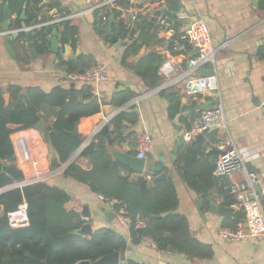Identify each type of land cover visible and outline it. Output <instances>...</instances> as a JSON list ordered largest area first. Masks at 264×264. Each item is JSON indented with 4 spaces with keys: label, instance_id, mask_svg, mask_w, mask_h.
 I'll return each instance as SVG.
<instances>
[{
    "label": "crops",
    "instance_id": "obj_1",
    "mask_svg": "<svg viewBox=\"0 0 264 264\" xmlns=\"http://www.w3.org/2000/svg\"><path fill=\"white\" fill-rule=\"evenodd\" d=\"M58 1L64 9L70 10V13H81L80 9L85 4L80 2L78 4L73 0ZM131 1L135 8L124 13L123 16L129 25L135 22L136 15L153 0H144L143 6H140L142 0ZM172 1L174 0H170L168 5ZM101 2L102 0H91V3L87 2V5L91 8ZM180 2L182 9L175 20L178 22L177 26L180 32L184 33L193 21L203 18L212 35L213 46L219 48L225 45L217 56L215 67L212 64H207L198 70L191 71L190 61L198 55L196 49L188 46L183 52L174 50L177 54L168 51L166 44L175 35L170 33L173 30L170 27L174 25V21L168 15L157 25L159 15H152L150 17L156 19L158 35L160 39H164V43L144 48L141 51L143 55L140 60L151 52H156L163 57L164 63L171 62L175 71L170 77L159 74L161 83L156 89L161 90L147 89L135 71L140 60L136 65L132 63L133 59L140 56L141 52L123 64L122 56L125 45L128 43L127 36L122 46L110 45L106 43L105 37L96 32L94 18L93 22L90 23L84 15L71 21L72 25L79 30L77 50H73L71 46H66L62 50L59 44V54L51 53L50 47L48 54H38L36 59L31 58V63L27 66L18 62L13 42L10 41L9 46H6V36H0V90L6 95L10 86H18L22 89L21 94L26 95L29 88H39L49 93L56 87L67 89L71 86L76 89L90 87L93 94L101 101V112L96 116L84 118L80 122L79 133L82 134V145L66 162L72 160V164L78 165L84 171H91L93 168L90 159L82 156L85 149L84 144L92 135L94 137L87 147H90L92 143L106 144V137L100 134V131L106 126H109L111 137L116 140L113 121L122 114L137 115L138 122L132 125L129 123V119H121L122 139L116 140V149L122 151L120 144H127L131 154L135 157L138 134L141 131H147L153 138V150L146 158L148 162H156L158 152L166 153L168 171L173 173V178L168 180L175 184L179 198L177 213L188 219L190 231L194 237L212 246L213 257L204 260H190L185 255L176 252L159 251L155 245L150 244L148 239H144L138 245L129 246L124 253L126 261H134L138 264H264V236L248 237L245 240L234 242L224 240L219 234L223 225L234 219L240 210L231 207L237 212L233 217L226 219L223 225H220L221 216L210 212L209 196L208 202L210 203L206 208L204 199L187 186L182 170L177 167V160L181 149L188 144L185 143L178 150L175 164L171 161L169 154L171 150L175 149L174 142L176 139L191 129L193 122L201 116L204 110L213 108L216 105L213 104L215 101H221L228 122L229 134L242 153L253 157L247 166L259 175L257 190L264 189V60L259 56V49L264 46V12L260 11L259 7L256 8L250 0H180ZM139 6L142 8H137ZM5 7L9 8L8 3L4 5L2 16L0 15V32H3L1 25L4 21ZM9 12L10 31L20 30L21 28H13L18 15ZM47 15L52 16L53 19L60 17L59 14L55 15L53 12L44 9L39 15V20ZM130 16L133 18L132 23H129ZM26 21L25 17L24 22L26 23ZM20 22L23 23L21 20ZM163 22L165 23L163 24ZM26 24L29 28L35 26L36 22H32L33 26ZM26 46L28 47V44ZM67 49L69 53L66 52ZM77 52H79L77 58L82 55L91 56L97 63L106 64L108 66V80L96 87L92 84L72 82L66 68L61 65V60H69V55H76ZM201 70H210L212 74H217L220 86L219 95L187 96L188 79L204 77ZM125 90L136 93L137 97L122 107L112 105L113 95ZM174 96L181 99L178 113L181 117L177 125L181 132H178L174 126L176 118L171 116L172 98ZM184 99L187 106L196 102V111L182 114ZM105 104L112 107L113 113L110 116H105ZM200 106H204L206 109L200 110ZM120 109L124 110L118 113ZM42 114L44 115V113ZM14 129L20 128L14 126ZM223 137L224 133H219L217 138L207 139L202 148L204 153H210L213 146ZM11 141L16 160L13 164L8 165H15L21 170V183H27L20 188L44 182L51 187L63 190L71 198L66 207L80 213L86 224L91 225L93 233L101 228H113L125 237H130V225L121 220L123 212L118 213L114 208L117 204L116 201L104 202L99 199V195L102 194L93 192L88 185L65 177L66 169L72 164L64 170L52 167L53 160L56 158L61 160L50 140H45L44 134L36 128V125L34 128L16 131L11 135ZM128 169L130 170V168ZM123 175H130L135 178V174L131 170L124 172ZM145 175H152V173L142 174L139 177ZM210 195L213 197L216 206L224 207L215 190ZM84 212L89 213L90 217L83 218L82 213ZM0 213H2L1 208ZM106 213H112L115 216L111 220Z\"/></svg>",
    "mask_w": 264,
    "mask_h": 264
},
{
    "label": "trees",
    "instance_id": "obj_2",
    "mask_svg": "<svg viewBox=\"0 0 264 264\" xmlns=\"http://www.w3.org/2000/svg\"><path fill=\"white\" fill-rule=\"evenodd\" d=\"M8 3L12 13L18 15L14 29L21 28L19 17L26 11V23L44 25L53 20L47 15L39 20L40 13L47 9L56 11L60 16L70 14L58 0H0V15ZM26 6V8H25ZM114 8H102L93 12L94 28L98 34L105 37L106 43L115 45L127 30L128 43L125 45L122 63L139 55L146 47L164 43L160 39L156 19L136 15V20L129 25L124 13L135 8L131 0H120ZM142 8V7H137ZM259 10L264 12V0L260 1ZM111 13L115 22L109 34L105 33L103 17L109 21ZM170 28L175 35L169 42L168 49L175 52L178 45L184 44L183 33L177 26V21ZM33 26V25H32ZM58 32L59 44L62 50L71 46L77 50L79 30L72 22L58 25L43 26L36 30L40 32L36 41V51L39 55L48 54L51 47L50 39L54 31ZM170 30V29H168ZM18 62L24 66L31 63V57L26 46L25 34L12 40ZM259 56L264 60V46L259 49ZM164 59L156 52L144 56L135 68L136 75L144 82L147 89L154 90L160 86L159 70ZM97 64L91 56L82 55L76 60H61V65L68 74L82 73ZM10 103L6 105L5 93L0 90V190L10 186L12 180L2 172L3 166L13 164L16 160L11 135L18 130L34 128L39 123V113H44L46 128L50 134V142L57 151L62 163H66L82 145V139L71 133L84 118L96 116L101 112V101L93 94L90 87L76 89L56 87L46 93L39 88H29L26 92L27 104L18 99L22 89L18 86L8 88ZM137 97V94L125 90L115 93L111 103L122 107ZM181 99L172 98L171 116L176 118L179 113ZM176 116V117H175ZM122 118L129 119L135 125L137 115L118 116L113 121L116 140L122 139ZM18 126L20 129H14ZM81 134V133H80ZM82 135V134H81ZM219 152L213 149L205 154L195 143L188 144L178 154L177 167L184 174L187 186L204 199L208 208V196L216 191L222 200V206L233 207L235 199L230 195L226 185H219L213 173ZM82 156L89 158L92 163L91 171H84L76 164L69 166L64 175L88 185L97 194H102L110 202L116 201L115 210L123 212L130 220V237L118 233L113 228H101L94 233L81 236L78 231L86 224L80 213L66 206L70 196L56 187L44 182L17 188L0 195V264H77L82 261L96 262L114 253L124 254L130 245H138L144 239L151 240L159 251H170L185 255L190 260L211 259L214 251L211 245L205 244L194 237L190 231L188 219L179 213L178 193L173 181L158 180L150 186L147 176L133 178L124 176L130 170L109 155L94 148L87 147ZM153 179L156 175H151ZM27 204L29 226L14 229L8 222V215L18 210L23 203ZM264 206V197H262ZM143 219L146 227L136 229L137 219ZM245 220L240 210L234 219L223 225V228L237 229ZM125 264H138L127 261Z\"/></svg>",
    "mask_w": 264,
    "mask_h": 264
},
{
    "label": "built area",
    "instance_id": "obj_3",
    "mask_svg": "<svg viewBox=\"0 0 264 264\" xmlns=\"http://www.w3.org/2000/svg\"><path fill=\"white\" fill-rule=\"evenodd\" d=\"M120 0H102V2L87 11L81 13H70L64 16L53 19L44 25H35L27 30L36 31L43 26L58 25L63 22H71L77 17L84 16L87 13L102 8L121 10L117 6ZM91 3V0H87ZM170 0H153L149 5L144 7L139 13H144L148 9H157L167 6ZM138 13V14H139ZM104 25L107 23V18L103 17ZM165 22H163L164 24ZM22 30L0 32V36H9L14 33H20ZM172 35L175 34L171 30ZM184 44L178 45L175 50L183 52L191 46L199 51L198 55L190 61L191 71L198 70L207 64L216 65V60L219 52L225 47L222 45L219 48L213 46L212 35L207 23L203 18L196 19L184 31L182 35ZM167 50L169 43L166 44ZM174 65L171 62H165L159 70V74L164 77H170L174 73ZM70 80L76 83L92 84L95 87L101 85L108 80V66L104 63H97L82 73L69 74ZM198 90H195V87ZM219 79L216 73L209 77L190 78L187 81L186 94L188 97H195L200 94L219 95ZM218 130L219 133H224V137L213 146L219 152L215 163L214 177L219 185H226L230 195L235 199L233 207L242 210L245 215L244 222L237 229L222 228L219 231L220 236L226 241H242L248 237L264 236V206L262 197H264V189L260 192L257 190L259 183V175L251 171L247 164L252 160V156L242 153L235 142L231 138L228 130V122L225 116L224 107L221 101H218L213 108L204 110L199 118H197L189 131L184 133V139L187 144L194 143L198 135H206L207 133ZM90 140L84 144L87 147ZM153 150V138L147 131H141L137 137V159H146L148 154ZM147 180H153L151 175L147 176ZM99 199L108 202L107 197L99 195ZM124 223L130 224V220L124 215L121 216ZM8 222L14 229L25 228L29 226V218L27 204L24 202L19 206L18 210L11 212L8 215ZM146 227V222L138 218L135 224L136 229ZM151 245L154 243L149 240ZM168 264V263H163Z\"/></svg>",
    "mask_w": 264,
    "mask_h": 264
},
{
    "label": "water",
    "instance_id": "obj_4",
    "mask_svg": "<svg viewBox=\"0 0 264 264\" xmlns=\"http://www.w3.org/2000/svg\"><path fill=\"white\" fill-rule=\"evenodd\" d=\"M48 0H45V3ZM74 2L78 3H85L84 7L81 8V11H87L89 9L86 0H73ZM136 1V0H134ZM252 2V4L258 8L260 5V1L261 0H250ZM144 4V0H142L140 2V6H143ZM26 8V6H25ZM182 9V3L180 2V0H174L171 2V4L164 6V7H160L157 9H148L144 12L145 16H152V15H159V20L157 25L166 17V16H170L172 21H175L178 17V14L180 13ZM4 21L1 25V29L3 32H8L10 31V25H9V17H10V10L9 8L5 7L4 8ZM53 14H57L56 11L53 12ZM86 19L92 23L93 22V14L92 13H87L86 15ZM25 17H26V12L23 11L22 15L20 17V20L23 22L21 24V30L22 32L20 33H24L25 34V42L26 44H28V48L30 50V55L32 59H36L38 57V53L36 51V41L39 39L40 36V32L39 31H32V30H27L28 26L27 24L24 22L25 21ZM115 22V15L114 13H111L110 18H109V22L107 25V28L105 30L106 34H109L112 30L113 24ZM133 22V18L132 16L129 17V23ZM35 25V24H34ZM20 33H14L11 34L9 36L5 37V43L6 46H9L10 41H12L13 39H16L19 37ZM127 36V30L124 31V34L122 35L121 39L118 41V43L116 44V47H120L122 46L124 40L126 39ZM50 44H51V49L50 52L53 54H59L60 52V46H59V40H58V32L55 30L53 32L52 38L50 39ZM144 50V49H143ZM66 52L69 53L68 49L66 50ZM197 54L199 53L198 50H196ZM79 55V52L76 53V55H69V59L70 60H76L77 56ZM142 52L140 54V56L135 57V59H133L132 63L134 65L137 64V62H139L141 56H142ZM202 71V70H201ZM204 77H209L212 75V72L210 70H205L202 71ZM199 88L196 86L195 90H198ZM161 89H156L155 91H159ZM4 100L6 102V105L9 104L10 102V95L6 94L4 96ZM19 100L23 101L24 104H27V99H26V95L25 94H20L19 96ZM218 101H215L213 104H216ZM197 109V103L196 102H192L191 105L187 106L186 105V100H183V107L181 109V113H187L190 111H196ZM200 110H204L206 109V107L204 106H200L199 107ZM124 109H120L118 111L121 112ZM104 113L105 116H110L113 112H112V107L108 104H105L104 107ZM116 113V114H118ZM136 113V111H135ZM39 123L36 125V128L42 132L44 134V138L46 141L50 140V135L49 132L47 130V128L45 127L44 124V115L42 113L39 114ZM180 117L181 116H177L176 119L174 120V126L177 129L178 132H181V129L179 126H177L179 124L180 121ZM110 129L109 126L104 127L101 131L100 134L105 136L107 139V143L106 144H95L92 143L90 145L91 148H96L100 151H102L103 153L109 154L111 156L112 159L122 163L124 166L130 168V170L135 174L134 177L138 178L140 175L142 174H146V173H152L154 175H156V178L149 181V185L152 186L154 185V183L158 180H168V179H172L173 178V173L171 171H168V157L166 155V153L164 152H158L156 154L157 157V161L156 162H148L147 159H137L136 157H134L127 144H120V148L122 149V151H119L118 149H116L117 144H116V140L113 139L111 137L110 134ZM72 135L82 138V135L79 133L78 130V125H76L75 129L73 130V132L71 133ZM219 134V131L213 130L209 133H207L206 135H198L196 137L195 140V144L197 146L198 149H202L206 140L207 139H211V138H217ZM94 135H92V137H90L88 140L91 141V139H93ZM185 139H184V135L181 134L178 139H176V141L174 142V147L175 149L171 150L169 152L170 154V159L171 161L175 164L176 163V158H177V154H178V150L180 149L181 146L185 145ZM53 147V146H52ZM54 148V147H53ZM82 149L79 151L81 153ZM57 152V151H56ZM79 153V154H80ZM58 155V153H57ZM59 157V155H58ZM60 158V157H59ZM72 160L69 161L68 163H65V165H63V163L61 161H59V159H55L52 161V167L55 169H66L70 164H72ZM2 172L7 175L10 179H12L13 184L9 187H6L2 190H0V195L10 192L12 190H15L17 188H20L22 185L27 184L25 183H21V178H22V171L19 170L15 165H4ZM180 172V171H179ZM181 174V172H180ZM182 175V174H181ZM259 192L261 191L260 189L258 190ZM209 200H210V212L213 214H219L221 216V220H220V225H223V222L228 219L231 218L235 215V213L237 212L235 209L233 208H227V207H218L216 206V204L213 201V197L211 195H209ZM198 203H200V201H198ZM107 217H109L111 220L114 218V214L112 213H106ZM83 218H88L90 217L89 213H82ZM92 227L90 224H86L82 227V229L80 231H78V234H80L81 236H87L92 234ZM126 261V256L125 254H120V253H114L112 255H108L105 256L103 258H101L100 260L96 261V262H90V261H82L79 262L77 264H125Z\"/></svg>",
    "mask_w": 264,
    "mask_h": 264
},
{
    "label": "rangeland",
    "instance_id": "obj_5",
    "mask_svg": "<svg viewBox=\"0 0 264 264\" xmlns=\"http://www.w3.org/2000/svg\"><path fill=\"white\" fill-rule=\"evenodd\" d=\"M0 216H1V213H0Z\"/></svg>",
    "mask_w": 264,
    "mask_h": 264
}]
</instances>
